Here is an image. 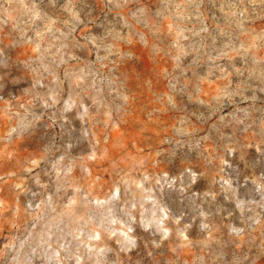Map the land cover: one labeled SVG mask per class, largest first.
<instances>
[{"label": "rangeland", "instance_id": "rangeland-1", "mask_svg": "<svg viewBox=\"0 0 264 264\" xmlns=\"http://www.w3.org/2000/svg\"><path fill=\"white\" fill-rule=\"evenodd\" d=\"M0 264H264V0H0Z\"/></svg>", "mask_w": 264, "mask_h": 264}]
</instances>
